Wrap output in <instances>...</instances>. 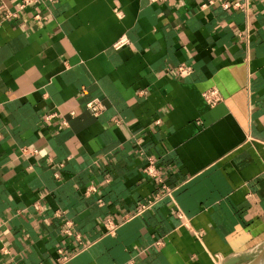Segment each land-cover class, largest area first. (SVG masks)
<instances>
[{
    "label": "crops",
    "instance_id": "obj_1",
    "mask_svg": "<svg viewBox=\"0 0 264 264\" xmlns=\"http://www.w3.org/2000/svg\"><path fill=\"white\" fill-rule=\"evenodd\" d=\"M208 1L0 0V264H59L60 250L72 255L64 264L256 257L264 0H250L247 13ZM181 63L189 75H178ZM210 87L222 96L212 107L203 97ZM94 98L99 115L86 109ZM150 159L172 198L144 172ZM161 193L103 235L105 219L121 222Z\"/></svg>",
    "mask_w": 264,
    "mask_h": 264
},
{
    "label": "built area",
    "instance_id": "obj_2",
    "mask_svg": "<svg viewBox=\"0 0 264 264\" xmlns=\"http://www.w3.org/2000/svg\"><path fill=\"white\" fill-rule=\"evenodd\" d=\"M33 1H35V0H20V7H25V6L29 5L30 3H32ZM214 2H215V0H209L208 3L203 4V6L213 4ZM249 3H250V0H235L230 4V3L223 0L221 2V6L223 8H226V9L234 8V9L243 11L244 13H247L249 10ZM9 15H12V14L7 12L6 16H9ZM125 42H126V40L124 38L119 39L115 43V46L120 47ZM176 71H177L179 76H187L192 72V67L188 64L181 63V64L177 65ZM203 97H204L205 101L208 103V105L211 107L217 105L222 100V96L216 87H210L207 90H205L203 92ZM86 109L89 110L93 115H99L104 110V106H103V103L100 99L94 98V99H91L90 101L87 102ZM73 114L74 113H71L72 116H73ZM55 116H56L55 113H51L49 115H46L45 119L51 120ZM61 123H62L61 125L66 126L67 125L66 119L63 118ZM21 151L25 154L35 155L38 152V149L34 148V147H32V148L22 147ZM144 172L150 178L157 179L161 185V188L164 191L163 193L172 198L174 188L168 187L166 185V183L163 182V179L160 176V172L158 171V169L156 167V163L153 159L149 160L148 164L144 168ZM56 176H58V175L56 174ZM163 193L157 194L152 199H149L146 202L140 203V205L136 209L135 213L127 214L121 222H116V221L112 220L111 218L105 219L103 221V224H102L103 225V232H102L103 235H114V234H116L118 228L120 227V225L123 222H125V221L141 214L142 212L146 211L147 209L151 208L154 204H156V202L159 201L161 196L164 195ZM40 207L41 206L38 203H35L36 209H39ZM178 215H179V217H181L182 213L179 211ZM71 226H72V223L70 221H67L66 226L63 229V231L69 235L73 234L74 232H72ZM195 234L197 236H200L201 231H197ZM75 237L78 239V243L80 244V248H79L80 250L86 249L90 245V242H86L81 237L80 234H76ZM161 243H162V241L160 239L156 241V244H158V245ZM1 250H2V253H4V254L7 253V249L5 247H2ZM59 252L61 253V258H60L59 264L66 263L72 256V255L62 254L61 250ZM73 254H75V253H73Z\"/></svg>",
    "mask_w": 264,
    "mask_h": 264
},
{
    "label": "water",
    "instance_id": "obj_3",
    "mask_svg": "<svg viewBox=\"0 0 264 264\" xmlns=\"http://www.w3.org/2000/svg\"><path fill=\"white\" fill-rule=\"evenodd\" d=\"M248 264H264V246L256 255V257L250 261Z\"/></svg>",
    "mask_w": 264,
    "mask_h": 264
}]
</instances>
